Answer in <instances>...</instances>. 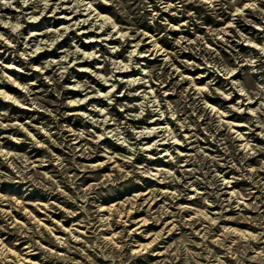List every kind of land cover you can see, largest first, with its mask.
<instances>
[{
	"label": "rangeland",
	"instance_id": "rangeland-1",
	"mask_svg": "<svg viewBox=\"0 0 264 264\" xmlns=\"http://www.w3.org/2000/svg\"><path fill=\"white\" fill-rule=\"evenodd\" d=\"M0 264H264V0H0Z\"/></svg>",
	"mask_w": 264,
	"mask_h": 264
},
{
	"label": "clouds",
	"instance_id": "clouds-1",
	"mask_svg": "<svg viewBox=\"0 0 264 264\" xmlns=\"http://www.w3.org/2000/svg\"><path fill=\"white\" fill-rule=\"evenodd\" d=\"M3 2L10 3L11 0H3Z\"/></svg>",
	"mask_w": 264,
	"mask_h": 264
}]
</instances>
